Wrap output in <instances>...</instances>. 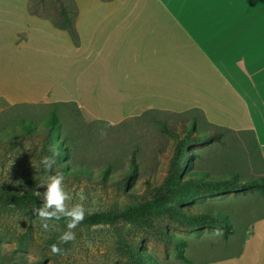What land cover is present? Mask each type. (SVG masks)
Masks as SVG:
<instances>
[{"label":"crops","instance_id":"1","mask_svg":"<svg viewBox=\"0 0 264 264\" xmlns=\"http://www.w3.org/2000/svg\"><path fill=\"white\" fill-rule=\"evenodd\" d=\"M81 45L29 0H0V106L74 103L91 122L196 110L264 160V0H76ZM203 117V118H204ZM264 264V216L240 253Z\"/></svg>","mask_w":264,"mask_h":264},{"label":"rangeland","instance_id":"2","mask_svg":"<svg viewBox=\"0 0 264 264\" xmlns=\"http://www.w3.org/2000/svg\"><path fill=\"white\" fill-rule=\"evenodd\" d=\"M48 1L53 7L56 4L55 0ZM53 111L60 122V132L51 141L59 149L57 154L48 151L50 143L43 132ZM193 117L201 133L213 129L204 123L200 112L185 115L152 111L109 126L91 122L74 103L0 106V187L7 184L9 191L15 193L23 189L26 180H33L37 182V194L43 193L45 187L39 185L47 173L42 168L38 172L34 165L43 156H49L56 161L52 173H62L68 189L73 191L69 206L78 201L75 193L81 187L87 196L85 206L91 213L124 205L138 195L150 196L151 190L163 183L178 141L191 130ZM31 124L29 130L26 125ZM222 138L223 141H199L190 147L189 155L194 157L189 158L188 173H203L209 178L211 174L225 178L264 177V160L251 134L238 136L227 132ZM85 169L92 172L91 177L80 172ZM181 204L200 217L204 213L220 215L227 220V227L202 219L166 220L163 229L170 241L165 243L147 233L139 234L144 251L157 256L161 264H206L240 251L254 223L264 216V190L235 191L227 187L196 194ZM49 223L54 226L44 231L32 209L0 205L1 262L127 264L117 254L114 226L83 230L76 235L70 252L58 257L46 247L48 239L59 232L58 224ZM126 230H122L124 234Z\"/></svg>","mask_w":264,"mask_h":264},{"label":"trees","instance_id":"3","mask_svg":"<svg viewBox=\"0 0 264 264\" xmlns=\"http://www.w3.org/2000/svg\"><path fill=\"white\" fill-rule=\"evenodd\" d=\"M110 1V0H104ZM56 4L48 0H38L33 2L29 0V12L41 18L50 19L52 23L60 29L67 30L73 43L76 46L81 45V36L77 27L79 15V7L76 0H55ZM54 105L57 103H21L14 105ZM157 112H160L159 110ZM197 112L196 110L187 111L180 114L188 115ZM150 112H147V114ZM178 114V113H177ZM146 115V114H145ZM204 117V116H203ZM203 121L206 125L213 127L212 130H205L202 133L198 130L199 125L196 118H192L186 135L178 141L175 153L170 160V165L164 181L161 185L151 190L150 196L138 195L134 200L124 205L116 204L115 206L97 211L90 215L86 214L85 220L74 230L76 235H80L83 230L93 229L97 226L112 225L117 229V254L122 261L127 264H161L157 256L144 251L143 241L139 234H149L161 241L168 243L170 241L166 231L163 229V223L166 220L186 219L193 221L194 219H202L204 221H213L219 224H225L227 220L220 215L204 213L201 217L192 214L191 211L182 206V202L191 198L196 194L203 192H217L230 187L235 191H246L260 189L264 190V177H245L240 175L230 176L229 178L214 176L211 174L209 178L203 173H188L187 166L190 157V147L199 141H223V134L235 133L238 136L251 134L253 136L255 147L259 150L256 136L250 131H236L229 128L213 125ZM60 122L55 111L51 112L44 127V139L50 143L48 151L52 154L59 153L56 145L51 144L53 138L60 132L58 128ZM32 124L26 127L30 130ZM196 132V133H195ZM198 135V136H197ZM67 154V152H65ZM84 176L91 177L92 172L89 170L80 171ZM117 181V180H115ZM103 182H105L103 180ZM118 183V182H115ZM37 182L26 180L23 189L12 193L9 191L8 185L3 184L0 187V205L13 204L19 207L35 209L43 203L37 194ZM58 224L59 232H56L48 239L46 247L50 250L52 244L58 242V237L67 230L66 220L53 221ZM128 226V227H127ZM128 228L124 234L122 230ZM64 250L63 254H56L58 257L66 256L72 249L73 242L60 245ZM242 247L238 253H240ZM0 264H3L0 260Z\"/></svg>","mask_w":264,"mask_h":264},{"label":"clouds","instance_id":"4","mask_svg":"<svg viewBox=\"0 0 264 264\" xmlns=\"http://www.w3.org/2000/svg\"><path fill=\"white\" fill-rule=\"evenodd\" d=\"M108 125L112 126V122L109 121ZM55 163L56 161L53 158L43 156L39 164L34 165L38 172L42 168L47 175L39 185L40 187H45V191L43 193L38 192L43 203L40 207L33 209V214L38 217L40 227L44 231H49L54 226L50 225V221L66 220L67 230L58 237V242L50 247L52 254H63L64 250L60 245L76 241V232L74 230L85 220L86 214L90 215L92 213L91 209L85 206L87 196L83 187L75 193L78 201L69 206V202L74 198L73 191L68 189L62 173H52ZM92 247V244L89 243V248Z\"/></svg>","mask_w":264,"mask_h":264}]
</instances>
